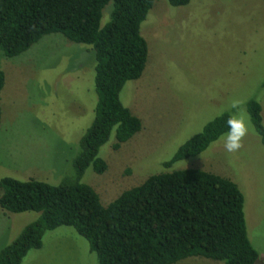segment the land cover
I'll return each mask as SVG.
<instances>
[{"label":"rangeland","instance_id":"374dc122","mask_svg":"<svg viewBox=\"0 0 264 264\" xmlns=\"http://www.w3.org/2000/svg\"><path fill=\"white\" fill-rule=\"evenodd\" d=\"M111 1L99 25L109 19ZM139 33L147 45L144 68L122 86V105L140 120V129L117 149L112 133L97 156L106 167L88 166L80 182L101 205L147 176L197 168L234 182L243 195L247 238L264 264V144L246 112L247 100L260 104L264 126V0H189L169 6L153 0ZM93 50L58 33L42 36L15 57L0 52V178L57 184L73 174L78 140L93 118ZM233 100L241 101L231 108ZM222 113L241 114L248 124L243 147L225 151L222 134L194 157L168 160L178 145ZM38 213L0 208V249ZM194 256L173 264H220ZM20 264H95L87 242L68 226L44 232L41 246Z\"/></svg>","mask_w":264,"mask_h":264},{"label":"trees","instance_id":"16d2710c","mask_svg":"<svg viewBox=\"0 0 264 264\" xmlns=\"http://www.w3.org/2000/svg\"><path fill=\"white\" fill-rule=\"evenodd\" d=\"M111 1L108 21L99 25L102 8ZM182 6L189 0H165ZM153 0H0V52L15 57L42 36L58 33L93 50V118L78 140L73 174L57 184L35 179L0 178V208L33 211L38 216L0 249V264H20L29 250L41 246L46 231L68 226L88 244L95 264H173L201 256L220 264H254L242 211L243 195L230 179L197 168L147 176L101 205L93 189L80 182L84 170H105L97 156L112 133L117 149L140 129V120L122 105L119 93L137 79L147 45L139 25ZM4 74L0 70V91ZM264 85V79L262 82ZM246 112L264 144L260 104L249 99ZM222 113L177 146L162 165L198 155L228 131Z\"/></svg>","mask_w":264,"mask_h":264},{"label":"clouds","instance_id":"9594fccd","mask_svg":"<svg viewBox=\"0 0 264 264\" xmlns=\"http://www.w3.org/2000/svg\"><path fill=\"white\" fill-rule=\"evenodd\" d=\"M241 101L233 100L231 108H239ZM228 131L223 139V147L229 153L237 152L243 147V139L248 134L249 127L241 114H233L226 120Z\"/></svg>","mask_w":264,"mask_h":264}]
</instances>
